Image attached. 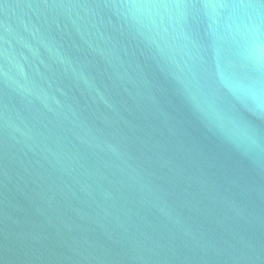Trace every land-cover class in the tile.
<instances>
[{
	"label": "water",
	"instance_id": "1",
	"mask_svg": "<svg viewBox=\"0 0 264 264\" xmlns=\"http://www.w3.org/2000/svg\"><path fill=\"white\" fill-rule=\"evenodd\" d=\"M0 264H264V0H0Z\"/></svg>",
	"mask_w": 264,
	"mask_h": 264
}]
</instances>
